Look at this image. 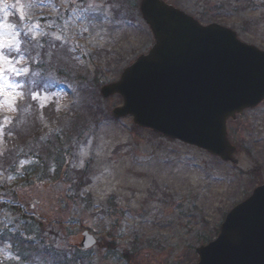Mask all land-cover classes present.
I'll return each mask as SVG.
<instances>
[{
    "label": "rangeland",
    "instance_id": "obj_1",
    "mask_svg": "<svg viewBox=\"0 0 264 264\" xmlns=\"http://www.w3.org/2000/svg\"><path fill=\"white\" fill-rule=\"evenodd\" d=\"M139 1L0 0V43L19 45L23 34L32 39L45 35L59 43L57 49L40 44L36 54L44 50L46 61L68 58L69 76L48 96L35 94L39 104L54 96L56 108L65 109L77 101L75 73L110 82L147 52L154 39L140 17ZM166 1L202 25L227 26L242 41L264 50V0ZM0 52L17 69L28 70L24 52ZM99 60L103 64L98 66ZM3 67L0 86L17 85L18 74L8 70L9 64ZM4 101L0 94V150L3 128L15 112V102ZM100 103L106 114L85 119L79 133L64 141L57 179L27 180L20 171L22 162L29 163L25 159H19L16 173L0 170V234L23 233L34 224L41 245L69 249L77 247L88 229L97 241L87 253L99 264H194L195 249L215 237L224 213L264 182V101L227 122L230 140L239 147L234 165L137 127L131 116L111 117V109L121 103L117 94L100 97ZM56 132L55 127L51 134ZM49 137L43 132L39 140ZM25 152L17 150L20 157ZM49 166L53 173L56 163ZM0 264L26 263L0 243Z\"/></svg>",
    "mask_w": 264,
    "mask_h": 264
},
{
    "label": "water",
    "instance_id": "obj_2",
    "mask_svg": "<svg viewBox=\"0 0 264 264\" xmlns=\"http://www.w3.org/2000/svg\"><path fill=\"white\" fill-rule=\"evenodd\" d=\"M155 43L100 93H119L112 114L237 163L225 121L264 98V51L218 24L200 25L163 0H141ZM195 264H264V184L227 213ZM81 248L95 243L84 231Z\"/></svg>",
    "mask_w": 264,
    "mask_h": 264
},
{
    "label": "trees",
    "instance_id": "obj_3",
    "mask_svg": "<svg viewBox=\"0 0 264 264\" xmlns=\"http://www.w3.org/2000/svg\"><path fill=\"white\" fill-rule=\"evenodd\" d=\"M40 44L45 49L51 47L57 49L59 45L57 41L45 35L38 39L21 35L19 51L16 53H25L23 64L28 68V73H21L16 77L19 86L17 89L23 93V98H17L15 114L3 128L1 140L3 145L0 150V169L7 173L9 171L16 173L19 159L29 160L28 164L21 163L20 171L30 181L57 179L64 158L62 148L64 141L79 133L77 130L79 123L85 119L92 117L96 119L99 116L97 114H106L100 107L101 95L98 89L101 83L95 78L89 80L85 73H75L73 77L79 85L77 87L79 96L77 103H70L68 108H56L54 96L43 103L44 107L32 99L35 93H45L48 96V92H52L55 88L53 84L57 81L64 82L63 80L70 73L68 58L63 61L55 56L51 61H46L44 50L36 54L37 46ZM102 64L103 61L99 60L98 66ZM23 106L27 107V112L23 111L25 110ZM55 127L57 132L51 134ZM43 132L50 136L45 142L39 140ZM18 148L26 151L23 157L17 154ZM52 163H56V168L54 169L53 166L52 169L53 173L49 169ZM34 227L36 228L34 224L24 227L23 233L4 230L0 241L2 244L10 245V250L27 264H99L87 251H81L78 247L56 249L50 245H41L42 243L38 242L41 234Z\"/></svg>",
    "mask_w": 264,
    "mask_h": 264
},
{
    "label": "snow or ice",
    "instance_id": "obj_4",
    "mask_svg": "<svg viewBox=\"0 0 264 264\" xmlns=\"http://www.w3.org/2000/svg\"><path fill=\"white\" fill-rule=\"evenodd\" d=\"M17 3H19V0H17ZM13 6H16V5H13ZM5 7H7L6 4H5ZM20 7L23 9V8L31 7V5L30 4L29 5H20ZM22 15H23V13H22ZM32 30H33L32 27L28 28L29 32H31ZM57 39H59V37H57ZM0 48H8L9 50H15L17 52L19 51V45L16 44L14 41H11V42L10 41H4V42L0 43ZM4 64H9L10 67L8 70L15 72L16 74H19L20 71L27 72L26 68L17 69L15 67V65L12 64V61L9 60V58L6 55H4L3 52H0V81L3 80V76H4V72H5V69L3 67ZM17 87H19V86L13 85V84H7V83H4L3 86H0V94H3L5 96L4 103L11 105L12 103H14L16 101L17 98H20V99L23 98L22 92L15 91V89ZM5 88L12 89V91L5 92L4 91ZM32 99L37 100V99H40V97L37 94H33ZM43 99L51 100V97H45ZM0 106H2V105H0ZM41 107H44V104H41ZM22 163H24V162H22Z\"/></svg>",
    "mask_w": 264,
    "mask_h": 264
}]
</instances>
